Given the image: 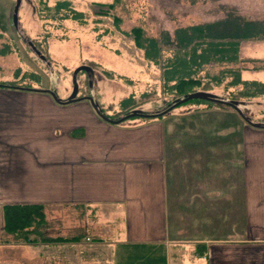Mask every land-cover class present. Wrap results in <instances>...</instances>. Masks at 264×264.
<instances>
[{
	"label": "crops",
	"instance_id": "crops-1",
	"mask_svg": "<svg viewBox=\"0 0 264 264\" xmlns=\"http://www.w3.org/2000/svg\"><path fill=\"white\" fill-rule=\"evenodd\" d=\"M253 70L242 69V81L264 83L249 78ZM12 101L0 105L9 110L12 127L6 123L4 132L15 129L14 142L37 117L15 112ZM84 101L57 102L67 111L56 129L60 146H0V201L40 204L45 213L29 240L0 244V264H197L192 254L200 264H264V129L255 131L260 144L252 145L253 130L242 128L246 142L230 147L222 161L238 174L221 189L218 148L195 144L193 154L188 144L173 148L166 139L182 134L162 128L164 122L125 130L88 101L91 108L78 120L73 107ZM44 149L50 155L41 163ZM220 203L230 217L225 239L204 222L219 215Z\"/></svg>",
	"mask_w": 264,
	"mask_h": 264
},
{
	"label": "rangeland",
	"instance_id": "rangeland-1",
	"mask_svg": "<svg viewBox=\"0 0 264 264\" xmlns=\"http://www.w3.org/2000/svg\"><path fill=\"white\" fill-rule=\"evenodd\" d=\"M17 1L0 0V53L4 52L0 54V83L17 84L14 88L0 90V103L14 100L16 103H11L16 104L13 108L15 112L26 114L27 118L31 115L37 118L31 132L24 131L25 138L20 136L18 141L13 142L11 136L15 129L4 132L6 123H9V110H3L1 104L0 146H34L33 142L45 149L46 146H60L62 141L56 129L61 127L62 124L58 121L67 111L57 105L49 91H54L58 98L68 100L76 89V98L78 95L93 97L100 112L104 111L108 115L122 111L128 101H134L130 115L136 112L153 114L168 110L169 114L163 118L133 117L120 124V127L128 130L130 126L144 125L141 128L147 130L146 128L153 126L148 123L159 120L158 122H164L161 123L164 124L162 128L167 131L176 129L182 134L166 139V145L178 148L179 144H188L191 154L197 147L195 144L202 148L212 146L219 149L222 157L219 160L220 170L218 169L219 188L222 189L221 183L225 182V178L231 177L233 173L238 174L237 170L234 172L227 168V163L222 161L230 147L234 149L246 142L241 137L242 128L247 125L243 117L230 105L217 107V104L210 105L211 101H195L173 109L178 101L173 102L172 93L165 87L164 64L178 52L177 43L172 42L176 39V32L191 26L232 24L239 17L238 21L255 25L264 34V0H23L19 9L20 24L14 28L11 20ZM60 1L70 2V8L82 13V17L74 19L73 13L66 9L57 14L55 6ZM110 4L112 7L109 9L106 5ZM66 13L69 14L68 18ZM138 28L143 31L142 47L136 45L131 35ZM204 32L208 34L207 29ZM211 38L206 36L202 41ZM153 40L158 43L157 49L152 48V43H149ZM30 43L42 52L45 62L35 54ZM154 49L157 50L155 53ZM147 50H152L150 54L153 57L150 59L145 54ZM218 57L220 54H217ZM241 57L247 60H242ZM90 62L93 65H89ZM83 65H89L90 69L74 76V71ZM249 66L254 69L249 78L264 81V38L240 39L235 61L212 62L205 65L196 77L201 78L203 86H212L207 93L227 98L229 86L242 69L246 70ZM88 102H80L73 107L74 112L80 114L76 115L78 120L83 118V113H88ZM239 105L246 109L245 113L250 114L249 117L255 124L264 123V97L251 101L248 105L242 101ZM56 106L58 109L54 108ZM249 128L253 131H250L248 143L260 144L259 133L255 131H260L261 128ZM106 143L107 141H103V144ZM42 154L41 163L50 153L45 150ZM191 154L188 156V163L193 161ZM215 155L216 153L213 157L216 160ZM3 156L4 153L0 152V157ZM207 156L210 157V154ZM177 161L179 160L175 159ZM4 205L0 201V206ZM227 215L225 206L220 203L219 215L204 221L207 227H210L211 222L219 227V237L224 239L227 219L230 218ZM1 217L0 244L25 241L23 234L16 236L7 233ZM193 235L197 237L200 233ZM189 257L193 263H201L195 261L193 254ZM139 262L148 264V261Z\"/></svg>",
	"mask_w": 264,
	"mask_h": 264
},
{
	"label": "trees",
	"instance_id": "trees-1",
	"mask_svg": "<svg viewBox=\"0 0 264 264\" xmlns=\"http://www.w3.org/2000/svg\"><path fill=\"white\" fill-rule=\"evenodd\" d=\"M109 9L112 7V4L106 5ZM69 10L70 13H73L74 19H79L82 17V13L76 12L70 8V2L60 1L55 6V12L60 14L62 11ZM108 12V11H106ZM102 14V12H101ZM102 15H106L102 14ZM69 17V14L66 13V18ZM237 21L230 24H220L214 23L203 26H191L186 29L178 30L176 32V39L173 40L178 49V52L175 53L173 59L168 60L164 64V83L166 89L169 93L173 95V102L182 100L183 98L193 94L195 92H210L212 86L206 85L203 86L201 78H197L196 75L198 72L202 71V68L205 65H208L212 62H221V61H235L239 51V41L256 38H264V34H261L256 26L252 24L242 23L239 17L235 18ZM242 19V18H241ZM205 29H207L208 34H204ZM258 34H255V33ZM141 29H134L132 31V37L138 47H142V34ZM197 36H200L196 39ZM206 36H211L212 38L208 41H202ZM218 39V40H217ZM223 39L224 41H222ZM201 40V41H199ZM217 40V42H215ZM152 48L157 49V41H151ZM153 50L154 53L157 50ZM180 49V50H179ZM152 50L146 51V56L150 59L153 57L150 52ZM183 52V53H182ZM4 52H1L2 54ZM217 54H220V57L217 58ZM89 65H93L92 62ZM88 65V66H89ZM95 65V64H94ZM111 76V74H107ZM242 84L243 88L239 91H236L235 87ZM5 85L16 87L15 82H7ZM26 87H31L27 86ZM201 88V89H200ZM199 90V91H198ZM216 96V95H215ZM217 97V96H216ZM264 97V83L260 82H245L242 81L241 76H237V79L232 82L229 86V91L227 93V98H219L225 102H237L240 104L242 101H250L251 99ZM207 102L203 100H192L187 103L192 102ZM210 102V101H208ZM134 101H128L127 106L122 110L117 112L114 115H108L102 111V113L109 119V121H120L124 119L122 124L130 118H125L129 116L132 112ZM217 104V107H229L225 104L219 102H210V105ZM225 105V106H224ZM173 105L171 104V107ZM231 108V107H230ZM175 109V108H173ZM245 115L248 113L243 111ZM146 114V113H145ZM154 115L145 117V116H134L141 117L144 119H153V118H163L169 114V111H161L153 113ZM112 123V122H111ZM261 129H264V123ZM0 213L3 215L4 219V230L16 236L21 234L25 235V240L28 239V236L32 234L36 227H41L45 224V213L44 206L40 204H7L0 206Z\"/></svg>",
	"mask_w": 264,
	"mask_h": 264
},
{
	"label": "water",
	"instance_id": "water-1",
	"mask_svg": "<svg viewBox=\"0 0 264 264\" xmlns=\"http://www.w3.org/2000/svg\"><path fill=\"white\" fill-rule=\"evenodd\" d=\"M20 3L21 1L18 0L17 1V4H16V7H15V10H14V21L17 22V13H18V9H19V6H20ZM31 46L35 49L34 45L32 43H30ZM37 54L40 55V52L37 51ZM41 58L42 59H45L44 56L41 55ZM90 68L88 66H81L79 68H77L75 71H74V74H78L80 71H88ZM1 86V85H0ZM50 92V91H49ZM51 93V92H50ZM76 94H77V90L75 89L74 93L72 94V96L66 100V101H61L59 100L57 97H54L56 99V101L60 104H70V103H73V102H77L79 99L76 98ZM54 96V95H53ZM88 100L90 101V103L92 104L94 110L96 111V113L98 115H100L101 117L105 118V116L99 111V108L98 106L96 105L94 99L92 97H88ZM192 100H204V101H211V102H219V103H223V104H226V105H230L232 106L235 110H239L238 107H237V102H225L223 100H220L218 99L215 95L213 94H210V93H207V92H195L193 94H190L189 96L183 98L182 100H179L177 103H175V107L181 105V104H184V103H187L188 101H192ZM134 116H138L137 113L135 114H132L130 116H127L126 118H129V117H134ZM109 121V119H107ZM124 119H122L121 121H123ZM121 121H115L114 123H119ZM253 127L255 128H262L263 124H254L250 121H248Z\"/></svg>",
	"mask_w": 264,
	"mask_h": 264
},
{
	"label": "flooded vegetation",
	"instance_id": "flooded-vegetation-1",
	"mask_svg": "<svg viewBox=\"0 0 264 264\" xmlns=\"http://www.w3.org/2000/svg\"><path fill=\"white\" fill-rule=\"evenodd\" d=\"M21 1V3H20V6H21V4H22V1L23 0H20ZM20 6H19V9H20ZM19 9H18V13H17V22H15L14 21V14H13V16H12V23H13V27L14 28H16V27H18L19 26V24H20V22H19ZM10 21V20H9ZM1 23V22H0ZM34 45V44H33ZM34 47H35V49L33 48V51L35 52V54H37V51L38 52H40V55H38L37 54V56L38 57H40L41 58V55L43 56V54H42V52L38 49V48H36V46L34 45ZM42 59V58H41ZM42 60H44V62H45V60H46V58L45 59H42ZM47 63V62H46ZM48 64V63H47ZM49 65V64H48ZM83 66H86V65H83ZM81 67V66H80ZM89 67V66H88ZM81 72H86V71H80L78 74H80ZM74 74V73H73ZM78 74H74V76H77ZM0 85H2V86H0V90H3V88H9V87H12V88H14L13 86H9V85H5V84H3V83H0ZM25 89H30V88H25ZM51 92V93H50ZM49 93L50 94H52V95H54V97H57L56 96V93L54 92V91H50ZM78 93V92H77ZM58 98V97H57ZM93 98V97H92ZM59 100H61V101H66L67 99H61V98H58ZM77 99H79V100H85V101H89L88 100V96H77ZM54 100H56V99H54ZM78 100V101H79ZM95 101V100H94ZM73 103H75V102H73ZM89 103H90V101H89ZM184 104H186V103H184ZM90 105L92 106V104L90 103ZM97 106H98V104H96ZM181 105H183V104H181ZM181 105H179V106H181ZM179 106H177V107H179ZM174 108H176L175 106H173ZM232 107V106H231ZM237 107H238V109L239 110H236L242 117H243V120H244V122H246L247 123V125L245 126V127H253L248 121H250V122H252V123H254L252 120H251V118L249 117L250 116V114L248 113V115H245L244 114V108H241V106L237 103ZM92 108H93V106H92ZM99 108V107H98ZM93 110H94V108H93ZM100 111V110H99ZM94 112H96L95 110H94ZM102 113V112H101ZM137 114H138V116H145V117H149V116H152V115H154V114H145V113H141V112H136ZM97 114V113H96ZM103 114V113H102ZM104 115V114H103ZM100 116V115H99ZM105 116V115H104ZM130 116V115H129ZM101 117V116H100ZM127 117V116H126ZM125 117V118H126ZM101 118H103V117H101ZM103 119H105V120H107L108 118L105 116V118H103ZM127 119V118H126ZM122 120V119H121ZM120 120V121H121ZM117 121V120H116ZM124 121V120H123ZM123 121H121V122H123ZM110 122H115V121H110ZM121 122H119V123H121ZM119 123H115V124H119ZM255 124V123H254ZM263 123H261V125H262ZM254 128V127H253Z\"/></svg>",
	"mask_w": 264,
	"mask_h": 264
}]
</instances>
